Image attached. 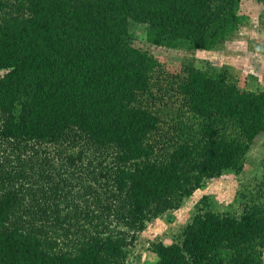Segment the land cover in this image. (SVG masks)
Masks as SVG:
<instances>
[{
    "label": "trees",
    "instance_id": "obj_1",
    "mask_svg": "<svg viewBox=\"0 0 264 264\" xmlns=\"http://www.w3.org/2000/svg\"><path fill=\"white\" fill-rule=\"evenodd\" d=\"M241 1L0 0V264H128L148 222L244 172L264 88L192 56L163 87L136 44L213 49ZM234 202L203 195L149 264H264V162Z\"/></svg>",
    "mask_w": 264,
    "mask_h": 264
},
{
    "label": "rangeland",
    "instance_id": "obj_2",
    "mask_svg": "<svg viewBox=\"0 0 264 264\" xmlns=\"http://www.w3.org/2000/svg\"><path fill=\"white\" fill-rule=\"evenodd\" d=\"M240 12L248 19L230 35L223 43L210 50L186 51L162 46H149L141 38L139 31L136 44L143 46L159 59L161 71L159 85L169 87L172 79L177 77L181 66L187 57H195L196 62L205 61L217 66L230 65L232 72L239 80V85L248 90L264 88V0H242ZM53 151V150H52ZM264 162V135L258 138L249 151L244 172L234 175L227 172L207 181L206 187L198 189L184 204L170 215L161 216L148 222L142 231L128 257V264H149L155 259L150 246L154 241L163 240L171 243L180 235L183 227L191 220L197 201L203 195H209L214 206L219 211H239L241 205L234 202V196L242 185L252 187L261 174V164Z\"/></svg>",
    "mask_w": 264,
    "mask_h": 264
}]
</instances>
